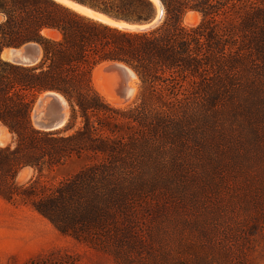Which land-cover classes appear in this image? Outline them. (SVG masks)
I'll return each instance as SVG.
<instances>
[{
	"label": "trees",
	"instance_id": "trees-1",
	"mask_svg": "<svg viewBox=\"0 0 264 264\" xmlns=\"http://www.w3.org/2000/svg\"><path fill=\"white\" fill-rule=\"evenodd\" d=\"M69 1L130 23L156 14L152 0ZM158 1V24L128 31L58 0H0V54L28 41L42 53L30 67L0 57V123L14 136L13 146L0 147V197L30 206L61 234L111 252L119 264L196 263L165 244V235L158 254L147 249L163 238L149 229L163 182L150 167L190 165L213 108L251 102L257 95L250 92L264 84V0ZM190 11L201 18L186 26ZM104 61L134 71L132 104L115 107L94 88L93 70ZM45 90L67 100L71 132L31 126V105ZM84 154L91 161L73 174L40 180L44 167ZM27 166L38 176L17 182Z\"/></svg>",
	"mask_w": 264,
	"mask_h": 264
},
{
	"label": "rangeland",
	"instance_id": "rangeland-1",
	"mask_svg": "<svg viewBox=\"0 0 264 264\" xmlns=\"http://www.w3.org/2000/svg\"><path fill=\"white\" fill-rule=\"evenodd\" d=\"M200 18L190 11L183 22L191 26ZM135 86L133 98L123 105L96 91L123 108L136 99L137 77ZM250 93L257 95L251 102L213 108L208 136L192 147L190 165L150 167L163 173L160 189L152 197V221L148 216L150 231L163 235L149 243L153 254L159 253L165 235V244L172 243L191 263L197 259L195 264H264V84ZM68 125L56 131L69 133ZM7 144L13 146L14 136L0 123V147ZM90 161L87 154L72 156L63 164L44 167L40 180L54 183ZM37 176V170L27 166L18 171L16 181ZM170 235H175L173 240ZM30 261L119 264L111 252L61 234L30 206L0 197V264Z\"/></svg>",
	"mask_w": 264,
	"mask_h": 264
},
{
	"label": "water",
	"instance_id": "water-1",
	"mask_svg": "<svg viewBox=\"0 0 264 264\" xmlns=\"http://www.w3.org/2000/svg\"><path fill=\"white\" fill-rule=\"evenodd\" d=\"M157 2H158V7H156L155 16L151 20L143 23H130L120 19H114L112 17L106 16L99 12L92 11L80 5L78 6L85 8L97 15L93 17L89 15L87 16L95 20H98L100 22H103L107 25L128 31H145L153 28L162 19L163 7L158 0ZM98 15L104 16L106 19L105 20L100 19ZM41 55L42 53L39 44L35 41H28L18 46H10L4 48L0 54V57L6 62H9L11 64L30 67V66H35L40 62ZM104 63L118 64L121 67L131 69L128 65L120 61H104L98 65ZM109 72H110L109 67L107 66L102 67V73L107 74ZM111 90L115 93L119 92V94L125 95V91L120 90V86L119 87L114 86L111 88ZM53 94H59L65 99V97L62 94L53 90L42 91L35 97L30 108V124L34 129L39 131H56L65 127L68 124L70 119L69 106H68V110L64 111ZM65 101L67 103L66 99Z\"/></svg>",
	"mask_w": 264,
	"mask_h": 264
},
{
	"label": "bare ground",
	"instance_id": "bare-ground-1",
	"mask_svg": "<svg viewBox=\"0 0 264 264\" xmlns=\"http://www.w3.org/2000/svg\"><path fill=\"white\" fill-rule=\"evenodd\" d=\"M73 9L77 10L80 13H84L89 16H97L93 12L82 8L78 5H75L72 2L66 1V0H58ZM156 7H158V2L157 0L153 1ZM100 19H106L104 16H99ZM109 67L110 72L107 74L102 73V67ZM119 68V70H118ZM121 70V71H120ZM117 71V73H116ZM119 71V73H118ZM124 72V73H123ZM135 80H136V75L135 73L129 69V68H124L121 67L118 64H111V63H104L101 65H97L92 73V82L95 85L96 90L105 97V99L113 104L116 105H123L130 101L136 91V86H135ZM120 86V90L125 91V95L119 94V92L115 93L111 90L112 87ZM57 101L59 102V105L61 108H63L64 111H67V106L65 99L59 95V94H53Z\"/></svg>",
	"mask_w": 264,
	"mask_h": 264
}]
</instances>
